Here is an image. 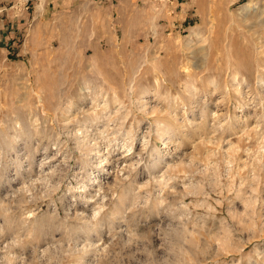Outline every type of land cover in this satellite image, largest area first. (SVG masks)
Instances as JSON below:
<instances>
[{
	"label": "rangeland",
	"instance_id": "1",
	"mask_svg": "<svg viewBox=\"0 0 264 264\" xmlns=\"http://www.w3.org/2000/svg\"><path fill=\"white\" fill-rule=\"evenodd\" d=\"M0 264H264V0H0Z\"/></svg>",
	"mask_w": 264,
	"mask_h": 264
}]
</instances>
